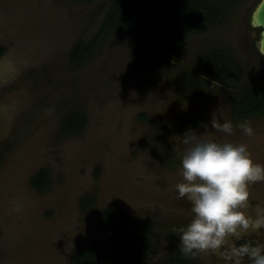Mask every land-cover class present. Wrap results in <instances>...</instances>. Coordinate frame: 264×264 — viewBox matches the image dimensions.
<instances>
[{"label":"rangeland","instance_id":"1","mask_svg":"<svg viewBox=\"0 0 264 264\" xmlns=\"http://www.w3.org/2000/svg\"><path fill=\"white\" fill-rule=\"evenodd\" d=\"M112 1L0 0V264H74L77 248L115 255L114 231L100 217L110 206L152 226L146 264L168 259L176 229L191 220L174 188L188 135L245 144L264 165V113L242 118L234 110L264 79L260 28L250 22L260 0L229 1L217 24L196 11L178 51L144 64L129 29L102 30ZM78 42L89 48L73 62ZM214 50L230 56V70L198 68ZM184 70L197 75V85L182 80ZM75 113L80 122L67 128ZM184 114L204 122L179 132L174 124ZM212 118L231 121L233 134L213 128ZM245 121L251 136L236 127ZM42 169L49 184L37 188L31 177ZM249 193L251 213L264 206V181ZM87 195L93 201L84 209ZM245 237L264 244V230ZM192 263L223 264L213 252L197 253Z\"/></svg>","mask_w":264,"mask_h":264},{"label":"trees","instance_id":"2","mask_svg":"<svg viewBox=\"0 0 264 264\" xmlns=\"http://www.w3.org/2000/svg\"><path fill=\"white\" fill-rule=\"evenodd\" d=\"M229 1L233 0H113L112 4L115 2L116 4L110 8L102 30L114 27L129 29L135 36L138 48L143 49L144 56L141 57V62H143L141 64L149 63L151 59L162 58L163 53L169 49L178 51L183 38L188 31L192 30L196 11L201 10L204 20H209L211 24L223 22L226 4ZM172 19L174 23L167 28L166 34H162L160 29ZM88 48L89 46L82 43H76L70 54L71 60L81 61ZM158 49L160 53L157 52ZM3 52V47L0 46V56ZM232 63L229 55L214 50L199 62L198 68L202 71L213 72L215 70L213 68L221 64V69L218 70L222 73L226 69L230 70ZM194 74L184 70L180 76L183 81L194 86L197 85V75ZM244 92L236 101L235 112L242 118L264 113V79L258 80ZM80 118L82 117L77 113L67 117L66 127H77ZM203 122L204 119L201 116L184 114L176 119L174 128L179 132H184L198 128ZM31 183L37 188L47 186L49 184L48 172L45 169L38 171L31 177ZM92 201L93 198L88 195L82 197L81 208L87 209ZM100 217L114 231L112 245L115 255L106 257L95 249L77 248L73 254V263L146 264V258L152 249L150 244L152 226L126 215H119L113 206L104 208ZM244 240L256 243L251 237H244ZM242 242L243 240L238 243ZM155 264H193L192 255H185L180 251L178 239L171 256Z\"/></svg>","mask_w":264,"mask_h":264},{"label":"clouds","instance_id":"3","mask_svg":"<svg viewBox=\"0 0 264 264\" xmlns=\"http://www.w3.org/2000/svg\"><path fill=\"white\" fill-rule=\"evenodd\" d=\"M214 115V114H213ZM212 127L233 134L231 121L211 120ZM251 136L250 122L239 123ZM174 185L176 198L186 199L191 220L176 229L180 251L185 255L216 253L223 264H264V244L244 240L246 235L264 230V206L249 209V186L264 181V165L255 163L247 145L199 139L188 135ZM242 243H238L242 241Z\"/></svg>","mask_w":264,"mask_h":264},{"label":"water","instance_id":"4","mask_svg":"<svg viewBox=\"0 0 264 264\" xmlns=\"http://www.w3.org/2000/svg\"><path fill=\"white\" fill-rule=\"evenodd\" d=\"M250 19L253 27L260 28L259 40L256 42V47L264 57V0L259 1Z\"/></svg>","mask_w":264,"mask_h":264},{"label":"flooded vegetation","instance_id":"5","mask_svg":"<svg viewBox=\"0 0 264 264\" xmlns=\"http://www.w3.org/2000/svg\"><path fill=\"white\" fill-rule=\"evenodd\" d=\"M251 18V17H250ZM250 22H251V19H250ZM252 25V24H251Z\"/></svg>","mask_w":264,"mask_h":264}]
</instances>
